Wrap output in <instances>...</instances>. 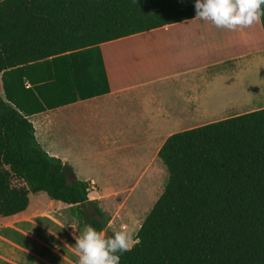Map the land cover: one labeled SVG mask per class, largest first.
<instances>
[{
  "label": "trees",
  "instance_id": "trees-1",
  "mask_svg": "<svg viewBox=\"0 0 264 264\" xmlns=\"http://www.w3.org/2000/svg\"><path fill=\"white\" fill-rule=\"evenodd\" d=\"M194 4L0 0V218L46 194L71 207L80 231L108 228L96 201L99 218H86L91 185L69 181L28 116L103 94L100 44L193 19ZM158 156L168 183L120 264H264V108L175 133Z\"/></svg>",
  "mask_w": 264,
  "mask_h": 264
},
{
  "label": "crops",
  "instance_id": "crops-1",
  "mask_svg": "<svg viewBox=\"0 0 264 264\" xmlns=\"http://www.w3.org/2000/svg\"><path fill=\"white\" fill-rule=\"evenodd\" d=\"M97 50L103 94L28 118L45 151L91 185L111 232L127 226L135 237L146 218L130 197L157 175L166 140L264 108V27L261 19L230 31L193 18ZM33 196L25 212L0 218V264H77L81 231L71 207Z\"/></svg>",
  "mask_w": 264,
  "mask_h": 264
},
{
  "label": "clouds",
  "instance_id": "clouds-1",
  "mask_svg": "<svg viewBox=\"0 0 264 264\" xmlns=\"http://www.w3.org/2000/svg\"><path fill=\"white\" fill-rule=\"evenodd\" d=\"M264 0H195L194 20L211 22L215 27L235 31L259 24L264 16ZM77 264H120V255L139 243L127 226L106 238L86 224L75 236Z\"/></svg>",
  "mask_w": 264,
  "mask_h": 264
},
{
  "label": "rangeland",
  "instance_id": "rangeland-1",
  "mask_svg": "<svg viewBox=\"0 0 264 264\" xmlns=\"http://www.w3.org/2000/svg\"><path fill=\"white\" fill-rule=\"evenodd\" d=\"M262 9H264V5H262ZM0 96H2L1 93ZM3 97L5 96L3 95ZM158 163L159 167L157 175L155 172L147 175L142 181L139 182L135 192L130 197V201L135 204L134 207L137 210L136 212L141 214V218H143V220L150 213L155 202L158 200L168 183V170L160 159L158 160ZM33 197L34 200L37 198H45L48 203H53V201H51L46 194H36ZM145 209L148 211H145Z\"/></svg>",
  "mask_w": 264,
  "mask_h": 264
},
{
  "label": "water",
  "instance_id": "water-1",
  "mask_svg": "<svg viewBox=\"0 0 264 264\" xmlns=\"http://www.w3.org/2000/svg\"><path fill=\"white\" fill-rule=\"evenodd\" d=\"M63 172L66 174L70 182L76 179V174L74 170L68 164H65L63 166ZM83 209L86 212V218L88 219L99 218V212L92 200L89 199L88 201H86L83 204ZM104 232L106 233V238H108L112 234L109 228H106Z\"/></svg>",
  "mask_w": 264,
  "mask_h": 264
},
{
  "label": "built area",
  "instance_id": "built-area-1",
  "mask_svg": "<svg viewBox=\"0 0 264 264\" xmlns=\"http://www.w3.org/2000/svg\"><path fill=\"white\" fill-rule=\"evenodd\" d=\"M26 87L29 88V87H31V86H30V84L28 83V84H26Z\"/></svg>",
  "mask_w": 264,
  "mask_h": 264
}]
</instances>
